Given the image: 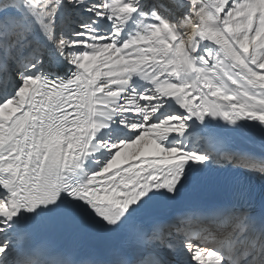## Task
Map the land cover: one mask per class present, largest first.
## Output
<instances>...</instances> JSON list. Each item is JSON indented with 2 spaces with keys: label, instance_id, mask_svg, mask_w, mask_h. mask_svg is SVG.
<instances>
[{
  "label": "snow or ice",
  "instance_id": "snow-or-ice-1",
  "mask_svg": "<svg viewBox=\"0 0 264 264\" xmlns=\"http://www.w3.org/2000/svg\"><path fill=\"white\" fill-rule=\"evenodd\" d=\"M210 172L243 179L181 203ZM249 178L264 0H0V264H264Z\"/></svg>",
  "mask_w": 264,
  "mask_h": 264
},
{
  "label": "bare ground",
  "instance_id": "bare-ground-1",
  "mask_svg": "<svg viewBox=\"0 0 264 264\" xmlns=\"http://www.w3.org/2000/svg\"><path fill=\"white\" fill-rule=\"evenodd\" d=\"M223 123V122H221ZM199 142H203V141H199ZM236 143L238 146L240 147H244V148H251L249 146H247V144H250L252 146H257V147H260V143H259V137H258V134L257 135H247V136H238L236 138ZM257 152V151H256ZM196 194V190H188L186 192V194ZM185 196L184 199L181 201V203H187L189 199H187L189 196ZM53 234L59 236L60 238H62L63 240L67 241L68 244L70 245H80L79 243H77V239L79 237H76V236H73V235H69V234H64V233H60V232H55L53 231L52 232ZM90 240L92 241H97L98 239H95V238H89ZM79 242H81V245L83 246L84 244V239L83 240H80ZM87 248L91 247L92 245L87 243L85 245Z\"/></svg>",
  "mask_w": 264,
  "mask_h": 264
},
{
  "label": "rangeland",
  "instance_id": "rangeland-1",
  "mask_svg": "<svg viewBox=\"0 0 264 264\" xmlns=\"http://www.w3.org/2000/svg\"><path fill=\"white\" fill-rule=\"evenodd\" d=\"M198 142H199V141H198ZM247 146L251 147L250 149H253V150L257 151V152H259V151L261 150L260 147L252 146V145H250V144H247Z\"/></svg>",
  "mask_w": 264,
  "mask_h": 264
}]
</instances>
